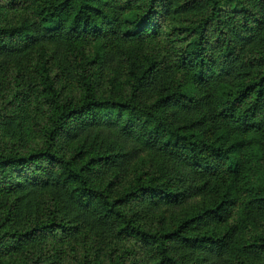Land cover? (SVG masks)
Masks as SVG:
<instances>
[{
	"label": "trees",
	"instance_id": "trees-1",
	"mask_svg": "<svg viewBox=\"0 0 264 264\" xmlns=\"http://www.w3.org/2000/svg\"><path fill=\"white\" fill-rule=\"evenodd\" d=\"M1 125L0 264L264 255V0H0Z\"/></svg>",
	"mask_w": 264,
	"mask_h": 264
},
{
	"label": "rangeland",
	"instance_id": "rangeland-1",
	"mask_svg": "<svg viewBox=\"0 0 264 264\" xmlns=\"http://www.w3.org/2000/svg\"><path fill=\"white\" fill-rule=\"evenodd\" d=\"M163 41L159 40L154 43V45H162ZM28 134L30 135V140L34 145L41 146L42 139L38 133L34 132L32 129L28 127L27 129ZM0 133L5 139L6 142H15L18 134V129L15 126H0ZM133 162H131L132 164ZM126 177V176H125ZM125 180V178H124ZM83 238L78 239L77 241V248L67 249L66 246L63 247L64 254H63V264H80V260L83 259L85 253L83 248ZM122 247V248H121ZM121 251L116 252L113 255V259L108 257L107 255L102 256L99 259L97 264H151L144 262L145 252L143 249L138 247L136 244L134 245L131 241H123L121 244ZM84 250V251H83ZM103 252V251H102ZM107 254V253H106ZM7 264H21L19 261H9ZM256 264H264V255L260 258Z\"/></svg>",
	"mask_w": 264,
	"mask_h": 264
}]
</instances>
